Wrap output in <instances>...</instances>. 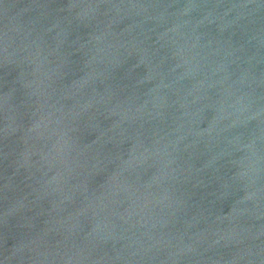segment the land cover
Here are the masks:
<instances>
[{
	"label": "water",
	"instance_id": "95a60500",
	"mask_svg": "<svg viewBox=\"0 0 264 264\" xmlns=\"http://www.w3.org/2000/svg\"><path fill=\"white\" fill-rule=\"evenodd\" d=\"M0 264H264V0H0Z\"/></svg>",
	"mask_w": 264,
	"mask_h": 264
}]
</instances>
